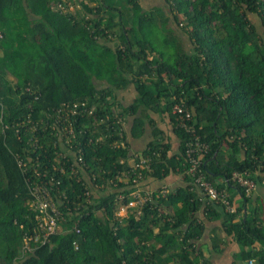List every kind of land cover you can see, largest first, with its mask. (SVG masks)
<instances>
[{
    "label": "trees",
    "instance_id": "1",
    "mask_svg": "<svg viewBox=\"0 0 264 264\" xmlns=\"http://www.w3.org/2000/svg\"><path fill=\"white\" fill-rule=\"evenodd\" d=\"M57 1L0 0V264H211L197 239L217 221L213 246L238 245L231 264H264V200L232 179L240 171L264 187V0H78V17ZM181 100L208 144L199 172L231 202L239 193L234 211L187 171L192 134L171 112ZM148 127L135 160L149 167H135L127 132ZM178 174L183 182L115 214L120 194ZM34 182L58 209L61 229L46 239Z\"/></svg>",
    "mask_w": 264,
    "mask_h": 264
},
{
    "label": "built area",
    "instance_id": "2",
    "mask_svg": "<svg viewBox=\"0 0 264 264\" xmlns=\"http://www.w3.org/2000/svg\"><path fill=\"white\" fill-rule=\"evenodd\" d=\"M55 9H61L66 11V9L72 12L78 17L77 8H80V3L78 0H59L53 4ZM171 112L175 115V118L178 120V124L182 127H185L186 130L191 132L192 138L187 142L186 147V156L190 162V165L187 169L192 175L195 176L194 180L198 189L208 198L214 200H221L225 204V208L228 211L235 210V204L229 199V191L226 187L218 189L213 185L209 180H207L202 172H199V165L201 163L200 155L205 153L208 149V144L205 141L201 140V136L196 132V127L194 123L189 122L188 120L192 118V112L190 108L185 105L181 100L175 101L171 105ZM67 129V126H64ZM62 130L60 129V132ZM71 131V129H69ZM133 165L140 168H148L149 160L147 157H139V159L134 161ZM139 168L137 176L141 175V169ZM137 178L136 176L134 177ZM232 179L238 182L244 188L245 194H250L251 191L255 188L256 182L247 176L245 173L240 171H234L232 173ZM30 192L32 194L31 206L39 209V212L36 214L37 225L42 231L43 239L49 237L50 234L56 232L58 229V209L57 205L51 194V187L41 182H34L30 185ZM160 192H166L168 187L161 186ZM152 190H144L143 193L140 190H134L131 192L134 196H138L137 199H130L128 201H123V195L120 194L118 197L120 199L119 208H125L126 206L133 204H141L147 197H149ZM143 195V197H141ZM138 205L135 207L137 208ZM129 208V207H126ZM127 211V210H126ZM125 211V213H126ZM139 212V210H138ZM246 264H255L254 259H248Z\"/></svg>",
    "mask_w": 264,
    "mask_h": 264
},
{
    "label": "crops",
    "instance_id": "3",
    "mask_svg": "<svg viewBox=\"0 0 264 264\" xmlns=\"http://www.w3.org/2000/svg\"><path fill=\"white\" fill-rule=\"evenodd\" d=\"M145 8V7H144ZM158 17H160V16H158ZM159 22V21H158ZM180 39V38H179ZM181 40V39H180ZM181 42L182 43H179L178 44V46H177V48H179V49H182V47L184 48V46L186 45L185 43H184V40L182 41L181 40ZM121 93V95H125V91H122V92H120ZM120 93H119V95H120ZM153 116L157 119V121L159 120H162L161 119V117L159 116V115H157V114H153ZM131 119L132 118H130L129 117V119L127 120V121H130V126H135L134 125V122L133 121H131ZM163 121V120H162ZM164 122H166V120H164ZM170 128V127H169ZM146 131H147V134H145L143 137H135V136H133L132 134H131V132H127V140L129 141V145L130 146H133L135 143V141H136V143H138L139 141H141V142H143L144 143V145H145V143H146V141H147V139L150 137V130H149V127H148V129H146ZM174 134V133H173ZM168 135V134H167ZM170 135V139H171V141H173L172 143H173V149H176V146H177V144H178V140H177V137L174 135H171V134H169ZM146 136V137H145ZM173 136V137H172ZM144 137H145V139H144ZM144 145H142V147L144 146ZM142 148H139V146H137L136 147V150H141ZM131 150H132V148H131ZM132 151H134V150H132ZM132 159V156H130L129 157V162H130V160ZM131 163V162H130ZM138 171H139V169H138ZM137 171V172H138ZM142 174V173H141ZM179 175V174H178ZM136 176V175H135ZM134 176V177H135ZM141 176V175H140ZM172 176V175H171ZM138 177V176H137ZM168 177L169 176H167V179L166 178H164V180H161V181H158V180H153L152 182H150V186L151 187H149V182L147 183V179L144 181V184L143 185H141V186H137V187H135V188H133V190H132V192L134 191V190H140V192L141 193H143V191L144 190H149V189H153V188H157V187H161L162 185H168V186H174V185H176V184H178V183H181V182H183L182 181V175H179L178 177H175V175L174 176H172L174 179L172 180V182H171V179L169 180L168 179ZM166 180V182H164L163 183V181H165ZM168 182H169V184H168ZM148 184V185H147ZM256 184H258V183H256ZM257 186V185H256ZM143 187H145L144 189H143ZM256 188V189H255ZM254 189H255V191H254V193L252 194V197L254 198H257V197H259V199H261V200H264V187H262V184H258V186L257 187H255ZM228 191H230L229 189H228ZM252 193V192H251ZM240 200V195H239V193H236L235 195H234V197H233V201H234V204H235V206L237 205V203H238V201ZM219 224V221H217V222H214V223H210V222H206V228H205V230L203 231V233L201 234V236L197 239V244H199L200 245V247H201V249L204 251V254H205V251H209V253H210V251L211 252H213L214 253V255L212 256V255H210V256H208L207 258H210V260H211V264H219V262H221L222 261V259L224 258V257H226L227 255L229 256V264H231V261H232V258H233V254L238 250V245H237V243L235 242V241H231V242H228L229 243V245L231 246V248H230V250L227 248V245H228V243H224L223 242V244L222 245H217V246H213V244L211 243V239H210V235H213V232L211 231V228L214 226V225H217V226H219L218 225ZM217 231H219V236H222V235H224V232L222 231V230H220V229H218ZM233 242V243H232ZM232 243V244H231ZM255 245H256V247L258 248L259 247V243L258 242H256L255 243ZM204 246V247H203ZM220 246H222L223 247V249L224 250H219L220 249ZM227 254V255H226ZM205 256H207L206 254H205ZM212 256V257H211ZM247 262V261H246ZM246 262L244 261V263L246 264ZM254 263L255 264H257L256 262H255V260H254ZM201 264H202V262H201Z\"/></svg>",
    "mask_w": 264,
    "mask_h": 264
},
{
    "label": "rangeland",
    "instance_id": "4",
    "mask_svg": "<svg viewBox=\"0 0 264 264\" xmlns=\"http://www.w3.org/2000/svg\"><path fill=\"white\" fill-rule=\"evenodd\" d=\"M141 3H142V5L145 7V8H150V7H153V6H156V5H163V3H164V0H139ZM154 8V7H153ZM163 13H164V11H163ZM249 16L252 18V20L254 21V23H255V25H256V27L258 28V30L259 31H262V25L260 24V21H259V19H258V16L256 15V14H253V13H249ZM179 17H181V15H179ZM177 34H178V36L180 37V39L183 41L184 40V38L182 37V35H181V33L179 32V31H177ZM188 46V44H186L185 45V47H187ZM126 93H125V95H124V97H125V100L126 101H129V100H131L132 99V93H131V90H126L125 91ZM155 114V113H154ZM125 125L127 126V127H129L130 126V121H126L125 122ZM158 128H160V129H163V130H165V132L167 133V134H171V135H173L174 136V134H173V132L171 131V129L169 128L170 126L166 123V122H164V121H162V120H158ZM172 136V137H173ZM146 137V136H145ZM145 137H144V139H145ZM173 142V141H172ZM135 144L133 145V146H131V148H132V150H134V152H136V153H133L132 154V159L130 160V162H131V164H133L134 163V161H135V157L137 156V153H140L141 151H138V150H136V147L137 146H139V148H142V145H144V143L143 142H141V141H139L138 143H136V141L134 142ZM137 174H138V172H137ZM168 179L170 180L171 179V182H172V180L174 179L171 175L168 177ZM168 184H169V182H168ZM258 184H260V183H258ZM258 184H256L257 186H258ZM98 186V185H97ZM162 186H164V185H162ZM165 186H168V185H165ZM257 186H255V187H257ZM100 187V186H99ZM98 187V188H99ZM96 189V190H94V191H98V192H101V193H103V191L102 190H100V189ZM157 189H159V191H160V187H158ZM256 189V188H255ZM255 189H253L252 191H255ZM251 191V192H252ZM141 197H143V195H141ZM138 198V196H134V194H132V193H130V199H137ZM137 205H139V204H133V205H129V206H126V207H129V208H117L116 209V212H115V214L116 215H120V216H123L124 214H125V211L127 210V209H135V207L137 206ZM58 227L61 229V225H60V223H59V225H58ZM233 243V242H232ZM231 243V244H232ZM4 243H1V247H4ZM197 246H199L200 247V245L199 244H197ZM204 247V246H203ZM227 248L230 250V248H231V246L229 245V243H228V245H227ZM205 254L207 255V257L208 256H210V255H214V253L213 252H211L210 251V253H209V251H205ZM227 255V254H226ZM211 256V257H212ZM219 264H229V256L227 255L226 257H224L223 259H222V261L221 262H219Z\"/></svg>",
    "mask_w": 264,
    "mask_h": 264
},
{
    "label": "water",
    "instance_id": "5",
    "mask_svg": "<svg viewBox=\"0 0 264 264\" xmlns=\"http://www.w3.org/2000/svg\"><path fill=\"white\" fill-rule=\"evenodd\" d=\"M240 264H245L244 262H241Z\"/></svg>",
    "mask_w": 264,
    "mask_h": 264
}]
</instances>
